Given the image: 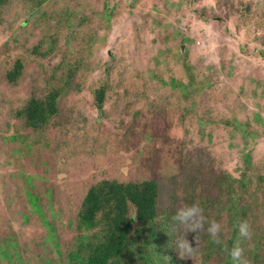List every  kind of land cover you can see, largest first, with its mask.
Masks as SVG:
<instances>
[{
  "label": "rangeland",
  "instance_id": "1",
  "mask_svg": "<svg viewBox=\"0 0 264 264\" xmlns=\"http://www.w3.org/2000/svg\"><path fill=\"white\" fill-rule=\"evenodd\" d=\"M52 89L57 113L29 128L18 111ZM106 180L159 185L147 238L160 239L136 242L139 256L123 263L240 264L229 254L238 242L246 264H264V0H4L0 264L85 259L104 233L80 229L79 211ZM193 203L207 222L180 259L185 229L173 217ZM213 220L220 245L207 233ZM243 221L250 238L234 230Z\"/></svg>",
  "mask_w": 264,
  "mask_h": 264
},
{
  "label": "trees",
  "instance_id": "2",
  "mask_svg": "<svg viewBox=\"0 0 264 264\" xmlns=\"http://www.w3.org/2000/svg\"><path fill=\"white\" fill-rule=\"evenodd\" d=\"M3 2L4 0H0V6ZM22 69L21 62L16 61L13 68L6 73V80L16 83L22 74ZM59 94V89H52L43 99L31 98L18 111L17 115L24 117L29 128L41 130L57 113L56 103ZM104 94V87L94 92L98 109L102 107ZM231 186L233 185L231 184L230 188ZM243 189H246V185L241 182L239 191H243ZM159 193V185L153 180L137 184H123L106 180L91 187L83 199L79 211L78 226L84 231H92L100 227L99 232L104 234L101 241L95 245L88 243L89 253L85 259H80V253L76 251L71 256L73 264H75L74 261L82 262V264H136V262L123 263L126 262L124 257L128 254L139 256V253H135L134 249L136 242L147 244L151 243V240L157 242L160 239L153 234L149 239L147 238L150 231L149 226L155 225V228H158L155 220L158 217ZM130 207L134 208V216L132 217H128ZM232 207L243 209V206H239L234 200H232ZM134 221L143 226V229H139L133 235L132 223ZM233 226L236 231L238 225L235 223ZM78 243L81 244V242ZM139 249H144V245L140 246ZM140 257L143 258L141 255ZM141 261L144 262L146 259Z\"/></svg>",
  "mask_w": 264,
  "mask_h": 264
},
{
  "label": "clouds",
  "instance_id": "3",
  "mask_svg": "<svg viewBox=\"0 0 264 264\" xmlns=\"http://www.w3.org/2000/svg\"><path fill=\"white\" fill-rule=\"evenodd\" d=\"M203 208L199 203H193L192 205L182 207L177 210L173 217V220L182 225L185 229V233L177 240V250L180 259H189L192 257L194 252L197 251L196 247L191 246L189 240L186 238L188 233H197L204 230V225L207 222L206 217L203 214ZM239 235L244 238L251 237L250 225L246 222H240L238 224ZM221 232V224L213 220L209 222V227L207 228V233L210 235L212 242L220 245L222 242L219 238ZM195 243L197 245V240L195 237ZM224 251H228L227 247H224ZM234 262L239 261L240 264H246L242 260L243 249L239 246V243L233 247L229 253ZM169 259V258H165Z\"/></svg>",
  "mask_w": 264,
  "mask_h": 264
}]
</instances>
